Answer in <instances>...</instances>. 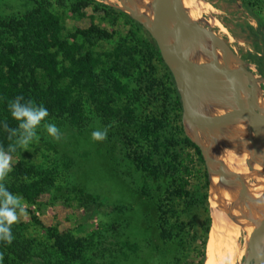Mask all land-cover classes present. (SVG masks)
Returning <instances> with one entry per match:
<instances>
[{
    "label": "rangeland",
    "instance_id": "374dc122",
    "mask_svg": "<svg viewBox=\"0 0 264 264\" xmlns=\"http://www.w3.org/2000/svg\"><path fill=\"white\" fill-rule=\"evenodd\" d=\"M95 1L0 0V121L18 128L8 110L17 96L49 112L38 141L11 157L6 186L23 198L27 215L12 225V242H0V264H198L204 233L187 156L194 154L179 152L170 129L174 112H181L183 127L186 120L174 104L179 80L153 55L157 44L149 28L135 27L118 12L127 13L122 0ZM201 2L212 21L194 23L202 40H211L204 27L226 42L241 59L239 72L264 95V0ZM26 19L41 20L43 38L25 27ZM7 43L17 47L15 57ZM198 85L210 97L220 95ZM206 109L195 108L210 121ZM47 123L59 129V141L47 133ZM98 130L107 133L103 141L92 138ZM202 130L216 140L213 129ZM13 140L0 128V147ZM221 149L217 143L213 152L223 166L229 158ZM263 200L264 193L257 204ZM258 205L250 209L246 232L239 231L235 264L264 257V206Z\"/></svg>",
    "mask_w": 264,
    "mask_h": 264
},
{
    "label": "bare ground",
    "instance_id": "6f19581e",
    "mask_svg": "<svg viewBox=\"0 0 264 264\" xmlns=\"http://www.w3.org/2000/svg\"><path fill=\"white\" fill-rule=\"evenodd\" d=\"M154 1L122 0V3L128 14L144 27L150 28L153 16L151 5ZM179 3L184 9L183 22H197L202 25L212 23L211 18L206 19L204 16L205 9L201 0H169L159 15L160 25L167 32V40L162 42V47L168 49L169 41L179 39L183 54L200 68L202 78L209 82L222 83L228 88L221 89V92L236 110L254 106L264 114V95L255 87H250L252 81L247 75L238 72L242 69L241 59L226 42L214 34L211 40L203 41L197 30L183 33L174 31V16ZM213 23L224 31L220 23L215 20ZM203 46L208 47V50L203 51ZM231 62L234 69L228 65ZM168 63L178 80H181L179 62L169 60ZM204 65L218 68L219 76L204 71L202 69ZM254 77L252 76L253 79ZM189 94L191 107L194 110L198 106L208 107L206 110L209 111L210 120H216L227 112L228 108L220 95L210 97L199 85L194 84ZM211 103H213L211 107L207 106ZM184 130L200 146L209 177L208 205L211 224L203 264H235L236 258L241 254L239 231L241 229L245 231L250 224L252 220L250 209L258 205L259 197L264 193V131L257 120L238 117L211 130L216 140H212L207 132L197 128L187 119ZM217 143L228 154L229 159L223 166L214 154L215 151L213 152V147ZM263 204L264 200L257 207L260 208L261 205L264 206ZM243 251L242 249V253Z\"/></svg>",
    "mask_w": 264,
    "mask_h": 264
},
{
    "label": "clouds",
    "instance_id": "9594fccd",
    "mask_svg": "<svg viewBox=\"0 0 264 264\" xmlns=\"http://www.w3.org/2000/svg\"><path fill=\"white\" fill-rule=\"evenodd\" d=\"M21 101H24L23 103ZM11 117L18 122L17 129H10L6 121H0V128L9 133L13 143L7 149L0 147V242L10 244L13 240L12 225L20 217L27 215V205L23 198L14 195L6 186V178L12 171L11 157L17 149L28 151L29 146L38 141V128L49 116L48 110L43 106H37L33 101H25L23 96H17L8 104ZM47 133L56 141L61 139L59 129L53 123L43 125ZM106 131H94L93 140L103 141Z\"/></svg>",
    "mask_w": 264,
    "mask_h": 264
},
{
    "label": "water",
    "instance_id": "95a60500",
    "mask_svg": "<svg viewBox=\"0 0 264 264\" xmlns=\"http://www.w3.org/2000/svg\"><path fill=\"white\" fill-rule=\"evenodd\" d=\"M168 2L169 0H155L152 3L151 8L153 16L151 27L149 28V30L152 37L156 41L162 59L165 60L167 63L169 60H176L181 66L182 77L181 80H179V86L177 87V91L181 101L183 116L200 129H216L222 124H224L226 121H229L235 117L250 118L257 120L261 126V129L264 131V114L256 110L254 106L243 110H236L233 107L232 103L228 100L226 95L221 92V89L228 88H226V86H220L218 84H214L203 79L200 75V68L197 67L193 62L189 61L183 54L179 39H177L176 43L172 48L169 47L168 49H166L162 47V42L164 40H167V32L160 25L159 15L161 11L165 8V6L168 4ZM183 14L184 9L179 3V10L178 12L176 11L174 16V24L177 28L176 33H179L180 31L197 30L198 28L196 25H194V23L183 22ZM201 28L202 31L206 32L210 37H213V33L209 29L204 27ZM168 66L171 69L169 63ZM200 83L217 90V92L223 97L227 105V112L216 120L203 121V118L191 107V104L189 102V93L194 84L198 85ZM257 264H264V257L262 255H260V259Z\"/></svg>",
    "mask_w": 264,
    "mask_h": 264
},
{
    "label": "trees",
    "instance_id": "16d2710c",
    "mask_svg": "<svg viewBox=\"0 0 264 264\" xmlns=\"http://www.w3.org/2000/svg\"><path fill=\"white\" fill-rule=\"evenodd\" d=\"M86 1L96 2L95 0H86ZM99 5L103 8H107V9L112 10L105 3H99ZM118 12L124 14L127 17L128 21L131 24H133L135 27L144 28L140 22L135 20L133 17H131L127 13H124V11H122L121 9L118 10ZM11 22L13 23V21H11ZM11 22L5 23L4 26H10V28H11L12 27ZM54 22L55 21H53L52 24H54ZM1 24H2V22H1ZM13 24L16 25L17 23H13ZM40 26H41V20H39V21H33V20L30 21L29 20V22L27 20V23L25 25V27H28L30 30H34V31H36V30L39 31ZM46 29L47 28L45 26H43V28H41V30L39 31V33H40L39 36H41L43 38L44 34L46 32ZM6 30L8 31V28ZM5 48H6L7 53H9L11 56H13V57L16 56L17 47L14 44H12V43L8 44L7 43V44H5ZM152 51H153V55H155L158 59L162 60V57L160 55V52H159V49L157 46L152 47ZM13 63L6 59V64L14 65ZM16 66H17V64H15L13 67H16ZM166 70H167V75L170 78H172L173 73H172L171 69L169 68V66L166 68ZM2 74H4V73H1V69H0V78L1 79L3 78ZM174 104L179 108L180 111L182 110L181 101L179 98L178 91H176V94H175ZM143 129L146 130L147 128L143 127ZM170 129H171V137L174 141L173 143L179 148V152L181 150L190 149L194 154V156H193L190 153H187V156L190 159V162L193 166V172L197 176V182L195 184V193L197 195L196 207H197V210L201 213V215H203V217L199 221V230H202V232L204 234L202 237L203 238L202 249L199 252L200 261L198 263V264H203L204 260H205V247H206L207 235H208V231H209L210 224H211V217H210L209 205H208L209 204L208 203L209 177H208L207 167H206L205 159H204V156L202 154V150H201L200 146L197 145L185 133V130H184V127H183L182 121H181V112H174L173 113L172 118H171ZM148 171L150 173L155 172L153 169H148ZM193 250L196 251L197 250L196 247Z\"/></svg>",
    "mask_w": 264,
    "mask_h": 264
}]
</instances>
